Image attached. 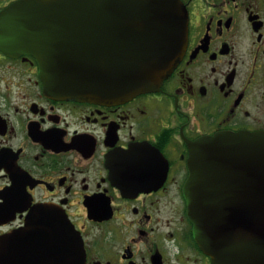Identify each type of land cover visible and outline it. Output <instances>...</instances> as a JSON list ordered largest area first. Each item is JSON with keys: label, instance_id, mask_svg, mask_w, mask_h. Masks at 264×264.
<instances>
[{"label": "flooded vegetation", "instance_id": "1", "mask_svg": "<svg viewBox=\"0 0 264 264\" xmlns=\"http://www.w3.org/2000/svg\"><path fill=\"white\" fill-rule=\"evenodd\" d=\"M181 1L182 58L155 91L113 103L49 95L36 57L0 43V242L52 206L84 264H211L187 215L189 144L264 132V0Z\"/></svg>", "mask_w": 264, "mask_h": 264}, {"label": "water", "instance_id": "2", "mask_svg": "<svg viewBox=\"0 0 264 264\" xmlns=\"http://www.w3.org/2000/svg\"><path fill=\"white\" fill-rule=\"evenodd\" d=\"M187 37L181 0H18L0 14V43L36 57L49 95L97 103L158 89ZM188 171L187 215L211 264H264V132L190 143ZM84 259L73 225L52 206L31 211L0 242V264Z\"/></svg>", "mask_w": 264, "mask_h": 264}]
</instances>
